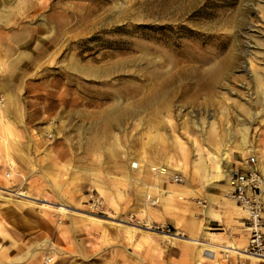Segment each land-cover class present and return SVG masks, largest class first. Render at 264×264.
Here are the masks:
<instances>
[{
	"label": "rangeland",
	"instance_id": "obj_1",
	"mask_svg": "<svg viewBox=\"0 0 264 264\" xmlns=\"http://www.w3.org/2000/svg\"><path fill=\"white\" fill-rule=\"evenodd\" d=\"M252 147L264 0H0V264H264L201 246L246 245L213 155Z\"/></svg>",
	"mask_w": 264,
	"mask_h": 264
},
{
	"label": "built area",
	"instance_id": "obj_2",
	"mask_svg": "<svg viewBox=\"0 0 264 264\" xmlns=\"http://www.w3.org/2000/svg\"><path fill=\"white\" fill-rule=\"evenodd\" d=\"M249 152L241 159L240 165L233 164L225 169L226 182L230 187L226 197L233 199L243 212L248 231L247 243L242 247L248 255L246 257L264 259V159H261L258 148L252 147ZM170 180L180 183L182 178L173 174ZM156 202L157 199H150V204ZM198 203L202 201L198 200ZM155 227L159 228V225Z\"/></svg>",
	"mask_w": 264,
	"mask_h": 264
},
{
	"label": "bare ground",
	"instance_id": "obj_3",
	"mask_svg": "<svg viewBox=\"0 0 264 264\" xmlns=\"http://www.w3.org/2000/svg\"><path fill=\"white\" fill-rule=\"evenodd\" d=\"M8 13V12H7ZM6 13V14H7ZM164 82H166V81H164ZM168 82H169V80H168ZM148 98V97H147ZM139 99V98H138ZM142 99V98H141ZM144 99V98H143ZM143 99H142V101H143ZM151 99V98H150ZM147 100V99H146ZM152 102V101H151ZM122 103V102H121ZM136 103V102H135ZM143 103H145V102H143ZM114 104V103H113ZM112 104V105H113ZM120 104V103H119ZM129 105V104H128ZM115 107H116V105H114ZM117 106H118V104H117ZM130 106V105H129ZM132 106L134 107V105L132 104ZM140 106H142V105H140ZM111 108H113L112 106H110ZM121 106H119V108H120ZM126 107V106H125ZM131 107V106H130ZM138 108V107H137ZM124 110H125V108H123ZM128 109V108H127ZM126 109V110H127ZM9 110V109H8ZM111 110V112H112V109H110ZM117 110H119V109H117ZM123 110V111H124ZM133 110V109H132ZM115 111V110H114ZM113 111V112H114ZM122 111V110H121ZM120 111V112H121ZM131 111V110H130ZM129 111V112H130ZM134 111H135V109H134ZM117 112V111H116ZM120 112L118 113V115L120 116ZM128 111H127V114L129 113ZM123 113V112H122ZM114 114V113H113ZM112 114V115H113ZM126 114V113H125ZM117 115V114H116ZM134 115V114H133ZM132 115V116H133ZM111 117V116H110ZM114 117V116H113ZM124 117V116H123ZM115 118V117H114ZM120 118H122V116L120 117ZM119 119V118H118ZM117 118H116V120H118ZM109 120H111V119H109L108 118V123H109ZM2 121V120H1ZM119 121V120H118ZM112 122H113V119H112ZM107 124V123H106ZM109 126H111V124L109 125ZM106 128V127H105ZM102 130V129H101ZM106 131V130H105ZM83 133V132H82ZM101 137V136H100ZM99 138V137H98ZM101 141V140H100ZM249 149V148H248ZM15 150V149H14ZM221 155H220V158L218 159V154L216 153V154H214L213 155V157L215 158V161H216V166H215V169H216V172L218 173V176L219 175H222V176H226L225 175V173H223V168H222V164H221V162H220V160L222 159V158H226V157H228L229 156V152H227V151H223L222 153H220ZM218 159V160H217ZM162 171L161 172H164L165 171V168H160ZM221 180H222V178H220ZM225 183H224V185L223 186H225V184H226V186L228 187V184H227V182L226 181H224ZM17 191V190H16ZM24 191V190H23ZM103 193V192H102ZM24 195H27L26 193H23ZM27 197H31V196H27ZM32 198V197H31ZM34 199V198H33ZM28 200V199H27ZM41 201H46L44 198H42V199H40ZM48 200V199H47ZM230 203V202H229ZM55 204V203H54ZM233 204V203H232ZM238 210H239V208H238ZM241 211V210H240ZM205 212H206V210H205ZM242 212V211H241ZM207 213V212H206ZM144 214H146V216H148L149 214L148 213H144ZM151 220V219H150ZM102 221V220H101ZM107 221V220H106ZM138 222V221H137ZM143 222V224H137V223H128V224H125V225H123L124 226V229H125V231H126V233L128 234V235H130V236H132L133 234H134V232H135V234H136V231H140L141 230V227H144V228H146L147 230H149V231H151V232H153V233H160L159 235L160 236H163V237H167V238H172L173 236H184V233H183V231H181V230H177V231H172V232H168V231H157V230H155V228H153V225H154V222L153 221H149V220H143L142 221ZM112 223V222H111ZM174 233H176V234H174ZM203 234L204 235H211L212 234V232H208L207 230H203ZM137 235V234H136ZM134 237V236H133ZM243 244V243H242ZM204 246V248H203V251H208V252H211L212 254H213V258L215 257V255H216V253H217V249H230V251L229 250H222V251H224V252H231V251H235V253L234 254H239V255H244V256H248V255H246L245 253H244V250H243V248L241 247V248H236V247H234V246H232V247H230V248H228V247H226V246H224V245H217V244H215V243H213V242H211V241H208V242H204L203 244H201V246ZM205 253V252H204ZM209 255V254H208ZM249 257H251V259H254L256 262H257V260H262V261H264V259H260V258H258V257H255V256H250L249 255Z\"/></svg>",
	"mask_w": 264,
	"mask_h": 264
},
{
	"label": "crops",
	"instance_id": "obj_4",
	"mask_svg": "<svg viewBox=\"0 0 264 264\" xmlns=\"http://www.w3.org/2000/svg\"><path fill=\"white\" fill-rule=\"evenodd\" d=\"M230 155V154H229ZM234 156V155H233ZM243 157H240L239 159H235V158H232L231 160H226V162H227V165H233V164H236V165H240L241 164V162H242V159ZM173 174H178V173H173ZM173 174H170V175H173ZM178 175H180L181 176V174H178ZM219 177H221V175H219ZM222 180H224V181H226V177L225 176H222ZM214 182H220L221 180H220V178H216V179H214L213 180ZM222 182L220 185L222 186V188L224 189V198L225 199H227L230 203H229V206L230 207H232L233 209H235V210H237L238 211V205L233 201V199L231 200V199H229L228 197H226V194H227V192L229 191V189H230V187L228 186H226V184H225V186H223L224 185V183L225 182ZM173 185H175V187L176 188H179L180 187V189H182L184 186L183 185H180V183H174ZM168 190H170V189H168ZM170 191H172V190H170ZM183 191L184 190H182L181 191V193H183ZM185 192V191H184ZM166 194H167V196H171V194L173 193V191L172 192H168L167 190H166V192H165ZM178 193H179V191H178ZM212 195H214V193L212 194ZM155 196V195H154ZM233 203V204H232ZM213 211V210H212ZM214 212V211H213ZM214 214H215V212H214ZM219 224H221V222H219V221H217V219L216 220H213V221H211V220H209L208 221V224H206L205 225V223H204V227H205V229H203V230H206V228L207 229H211V230H216V229H223L224 227H220V225ZM242 224H243V226H244V229L246 230V233H247V227H246V224H245V221H244V219L242 220ZM203 230H202V234H203ZM209 232V231H208ZM219 233H221V232H212V234L213 235H216V234H219ZM204 235V234H203ZM233 243V244H235V245H240V244H242V242H240V243H235V241H230L229 243ZM246 242H247V240H246ZM228 243V244H229Z\"/></svg>",
	"mask_w": 264,
	"mask_h": 264
}]
</instances>
